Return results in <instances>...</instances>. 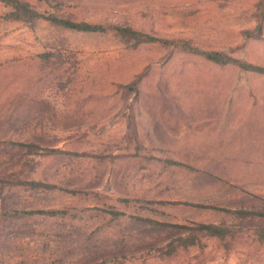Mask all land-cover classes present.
Returning <instances> with one entry per match:
<instances>
[{
  "label": "rangeland",
  "instance_id": "obj_1",
  "mask_svg": "<svg viewBox=\"0 0 264 264\" xmlns=\"http://www.w3.org/2000/svg\"><path fill=\"white\" fill-rule=\"evenodd\" d=\"M21 1L41 17L0 2V264H264V73L235 63L264 69L262 0Z\"/></svg>",
  "mask_w": 264,
  "mask_h": 264
},
{
  "label": "trees",
  "instance_id": "obj_2",
  "mask_svg": "<svg viewBox=\"0 0 264 264\" xmlns=\"http://www.w3.org/2000/svg\"><path fill=\"white\" fill-rule=\"evenodd\" d=\"M0 2L4 3L10 10L9 13L6 15L7 17L18 19V20H23L27 22L41 17V13L32 9L28 3H25L21 0H0ZM261 4L264 5V0L261 1ZM46 18L47 20L52 21L55 24H58V25H61V26H64L66 28L73 29L76 31H80V32H103L105 30L104 27H102L101 25L92 24V23L85 22V21L76 22V21H71V20L60 19L56 16H49ZM116 30L120 32L121 34H126L129 32V33H135L139 35V33L133 32L129 28L117 27ZM149 40H153V39L150 38ZM139 42H145V41H139ZM182 47L187 48L184 45ZM188 48L189 50H193L195 52H201L202 54L205 55V57L208 60L213 61L217 64H226L229 62V59H225V57L220 53H207L197 48H193V47H188ZM235 63H238L243 69L264 73V69L261 67H257L252 64H248L245 62H239V61H235ZM202 229L207 234L213 237H218L220 235L224 236V234H226L227 232V229L223 227H219L216 225H210V224L202 225Z\"/></svg>",
  "mask_w": 264,
  "mask_h": 264
}]
</instances>
